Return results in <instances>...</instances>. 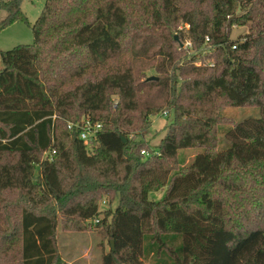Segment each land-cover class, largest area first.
<instances>
[{"label":"trees","instance_id":"trees-1","mask_svg":"<svg viewBox=\"0 0 264 264\" xmlns=\"http://www.w3.org/2000/svg\"><path fill=\"white\" fill-rule=\"evenodd\" d=\"M21 1L0 0V31L30 25ZM180 23L213 66L179 63ZM32 30L0 52V264H69L58 231L92 226L114 242L103 264H264V0H46ZM243 106L262 116L222 115ZM83 120L102 125L90 147L68 129Z\"/></svg>","mask_w":264,"mask_h":264},{"label":"rangeland","instance_id":"rangeland-1","mask_svg":"<svg viewBox=\"0 0 264 264\" xmlns=\"http://www.w3.org/2000/svg\"><path fill=\"white\" fill-rule=\"evenodd\" d=\"M46 0H22L21 9L28 18L30 25L24 22H15L6 29L0 31V52L12 50L19 45H31L34 42V33L32 30L33 25L38 20L41 12L44 8ZM7 13L0 11V23L6 18ZM189 26L186 23H180L178 26V33L175 34L177 37V46L182 45L184 51H182L178 57L179 63H183L187 60L194 61L197 66L214 64L213 56L208 58L210 50L206 47L200 51L193 48L191 40L188 39L186 31ZM249 25L246 26H233L230 38L232 40L243 39V37L249 33ZM182 38V40H180ZM179 50H177L178 52ZM133 53L125 54L121 60L133 62L134 68L140 70L144 69L146 73L144 76H150L156 74L153 68H149L150 61L144 57H134ZM144 61V62H143ZM148 61V62H145ZM141 62V63H140ZM145 63H148L145 66ZM2 63L0 58V70L2 69ZM143 76V77H144ZM154 77V76H150ZM117 100V98H115ZM168 114L164 116V113ZM222 115L229 117L236 122H241L246 119H256L262 116V111L259 107L243 106V107H226L222 111ZM174 120V113L168 110L162 111L157 116L151 117V125L147 131L143 132L141 138L147 141L151 150L157 151L161 139L165 136L166 127L169 126ZM233 127L232 124L220 125V131H228L229 128ZM138 138L136 133L131 134V138ZM201 148L194 149H182L178 152V162L181 167L189 166L195 156L201 152ZM157 198H161L162 194L156 195ZM101 209H107L108 205L101 202ZM117 205L111 206L112 210H116ZM93 227L89 232H65L62 230L58 231V249L62 258L66 260H73L75 264H103V254L109 253L111 247L110 243H105L104 247L101 244V236L97 230ZM86 255V256H85ZM79 259V260H78ZM74 264V263H73Z\"/></svg>","mask_w":264,"mask_h":264},{"label":"built area","instance_id":"built-area-1","mask_svg":"<svg viewBox=\"0 0 264 264\" xmlns=\"http://www.w3.org/2000/svg\"><path fill=\"white\" fill-rule=\"evenodd\" d=\"M206 42H209V39H206ZM213 66L214 64H209ZM168 113L165 112L164 116ZM102 125L100 123H92L90 120H83L80 123H68V129L70 131H78L79 138L85 145L90 147L93 141L96 139L98 132L101 130ZM143 155H148L147 151L141 152Z\"/></svg>","mask_w":264,"mask_h":264},{"label":"water","instance_id":"water-1","mask_svg":"<svg viewBox=\"0 0 264 264\" xmlns=\"http://www.w3.org/2000/svg\"><path fill=\"white\" fill-rule=\"evenodd\" d=\"M176 40L178 39L177 37L175 38ZM182 46V45H181ZM158 78L156 77H150L149 80H157ZM123 140L125 141V139L123 138ZM110 244L112 247H114V242L113 241H110Z\"/></svg>","mask_w":264,"mask_h":264},{"label":"crops","instance_id":"crops-1","mask_svg":"<svg viewBox=\"0 0 264 264\" xmlns=\"http://www.w3.org/2000/svg\"><path fill=\"white\" fill-rule=\"evenodd\" d=\"M86 256V255H85ZM65 261H67L69 264H75V261H73V260H66L65 258H63ZM79 260V259H78Z\"/></svg>","mask_w":264,"mask_h":264}]
</instances>
